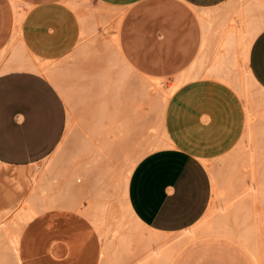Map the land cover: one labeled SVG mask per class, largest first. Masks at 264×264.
<instances>
[{"label": "crops", "instance_id": "0c3cea01", "mask_svg": "<svg viewBox=\"0 0 264 264\" xmlns=\"http://www.w3.org/2000/svg\"><path fill=\"white\" fill-rule=\"evenodd\" d=\"M230 2L0 0V178L24 192V198L28 187L20 191L16 179L42 166L81 122L101 143L126 141L129 122H143L142 113L128 107L129 93H138L152 78L173 81L198 70L202 75L213 54L208 51L201 58L204 19L223 15ZM107 44L130 69L122 68V63L110 66L112 59L104 57ZM248 53L247 64L257 83L254 90L264 92V29ZM233 59L232 53L224 58L223 70L231 75L236 72L229 63ZM61 76L72 77V90L97 93L87 107L70 113L54 80ZM179 91L183 96L174 107L182 115L173 118L184 124L183 134L175 135L178 145L153 150L139 160L128 182L129 204L146 226L167 236L170 246H183L189 253L183 264H258L239 241L198 226L208 213L214 189L203 155L216 157L218 188H227L230 173L237 188L243 176L250 175L242 158L229 159L236 152L244 155L240 148L247 132L244 102L215 74L185 82ZM254 108L260 111L264 105ZM254 124L263 141L257 179L264 183V116L259 113ZM241 218L228 222L233 237L244 230L238 226ZM192 228L191 234L185 232ZM232 245L239 247L242 257ZM179 258L175 256L171 264Z\"/></svg>", "mask_w": 264, "mask_h": 264}, {"label": "rangeland", "instance_id": "374dc122", "mask_svg": "<svg viewBox=\"0 0 264 264\" xmlns=\"http://www.w3.org/2000/svg\"><path fill=\"white\" fill-rule=\"evenodd\" d=\"M234 1L235 0H231L229 6ZM245 2L247 6L249 5V15H247V18L249 20L253 19L264 23V0H245ZM207 18L209 24H211L218 32L219 39L223 35H231L233 33L234 27L230 26L225 28L221 16H217L214 19L210 17ZM238 35L239 36H237L236 39L237 42L235 41L237 44L234 42V45L231 44L232 46H230V48L227 47L225 49L226 51L223 50L219 53L221 55L218 56L223 59V69H226L224 58L232 53L234 59L229 61V63L236 72L231 75L222 69L219 73L212 72L205 75L207 71V68H205V72L202 73L203 75H201V77L206 78L215 74L221 79V81L233 86L238 97L244 102L246 109V123L248 116L254 114L253 126L255 127L254 123L259 113L262 117L264 116V109H260L259 111V108H254V105H264V92L255 91L254 88L257 85L252 87L251 91H246L241 85L240 77H243L244 75L242 54L244 41H246V33L241 29L238 32ZM212 42H215V39L212 38L211 41V51L214 53V43ZM108 45L110 44L106 45L107 47L105 49L104 57L113 60L110 66L122 63V68L130 69L129 64L123 59H120V53L116 52L113 47ZM234 46L235 48H232ZM237 46L239 47L237 48ZM235 50L236 53L233 52ZM199 72L200 70L194 75H182L173 81H164L163 86L155 88L156 90H153V86L157 87L154 78L145 80L138 93H135L134 95L129 93L128 107L129 109L136 107L139 114L142 113L141 118L143 122L137 124L129 122L127 128L128 139L126 141L120 142L110 140L101 143V141H97L91 137L92 135L89 134L90 129H87V126L81 122L74 135L69 137L66 140V143H69L68 145H70L69 141L74 137H77L78 133L82 130L86 133H83V136L86 137L85 140L89 142V144H87V142L84 141L86 142L85 147L87 150L84 148L86 152L83 149L84 152L78 150L79 153H77L78 151L75 149L76 151L73 153L74 150H69L70 147L64 142L66 144L64 145V148L65 150H68V155L66 154L67 156L65 160H62L64 161L62 163L63 165L58 164L55 170L48 173L46 184L51 182L49 186L51 188L53 187L52 191L49 193L51 188H49L47 192L46 190H44V192L42 190H37V193H39H36L39 197L37 198L38 201L35 199L37 203L31 199V194L25 195L23 198L24 192H19L18 190L10 188L7 182L0 178V221L2 222L3 220V226H1L2 229L0 228V242L2 243L0 245V264H18L15 260V256H12L10 250L6 248V245H8V236H6L8 235L7 232L15 234L18 232L16 234L17 241L21 248L25 249H23V254H28L26 257L29 260V264H119L118 262L121 264L122 262L119 258H122L125 264H134L138 259L140 260V258L141 261L138 264H143V262L144 264H150L152 263L151 261L154 260H156L154 261V263H156L158 259L160 260L158 261L163 264L165 258L163 259L162 256L164 257V253L167 251H170L167 252L168 256L171 252V255H173V251L177 254H174L172 257L180 255L177 264H183L184 259L189 254L184 251L183 246H170L167 236L152 230L134 214L128 200V182L134 167L146 154L159 148L178 145L175 135L180 137L183 134L184 124L178 121L179 119L174 120L176 117L182 115L180 110H175L176 108L173 109L174 102L177 101L176 98H179V96L181 97V95L183 96V94L178 91L181 87L180 84L183 85L191 79H199ZM221 72H225L224 78H221ZM70 77L71 76H61L58 77V79L62 83L61 85H63L62 95L65 98L70 113H72L76 107L78 109L87 107L90 99L97 93L86 90H72L75 86H71L72 77ZM149 88L152 89L150 90ZM161 88H164V90H162L163 92H167L170 88L171 91L170 89L169 91L172 95L170 96V94H168L169 91L163 93ZM177 88L178 90H176ZM174 89L178 93H175ZM145 90L149 93L146 91V94ZM158 91L164 96L160 95ZM174 93L177 97H172ZM148 94L149 96H147ZM157 94L162 96V98L164 97V99L168 98L167 101L175 98L174 101H170L171 105L173 103L171 106L172 110L171 108L166 109L169 111L164 113L162 112L163 108H161L160 112L159 107L161 106H157L156 108V105L162 104H159V101L162 98ZM151 95H153L155 99ZM163 100L160 102H163ZM153 101L156 102L154 105ZM208 120L209 118L205 117L206 123ZM83 126H86V130ZM136 131H138L137 134H135ZM254 131V139H251L246 132L245 139L243 140V143L240 144V148L244 151V155L241 156L236 152L235 155L229 156L230 160H239L242 158V167L246 170H251L249 176L248 174L243 176L241 187H235V183L230 173L227 181V188H218L217 179L220 173L216 171L213 163L216 157L202 156L203 161L211 171L214 189L208 213L204 220L198 224L203 230L205 229V231H207L208 229V232L210 233L222 231L230 234V230H228L227 227L229 224L228 222L232 217L235 218L240 216L242 218L240 219L238 226L242 227L244 225V230H242L243 233L241 231L239 234L242 237L237 235L235 238L247 242V244L251 246L254 245L255 239L260 240L264 245V206L255 207L253 200L254 190L252 189V180L254 177L256 182H258L256 177L258 174L257 163L259 159L263 158L262 153L259 152V146L263 147V141L258 138V134L256 133L257 127L254 128ZM91 144L94 145L92 146ZM75 154L77 156L80 154L79 156L81 157H76ZM69 156L71 157L70 160ZM87 163L90 164L88 165ZM81 166L91 168L86 174L87 176H82L83 174L80 170ZM52 184L54 186H52ZM54 189H56V191ZM38 202L41 203L43 210L39 209ZM239 203L242 205L244 204L243 207L245 206V210L243 208H240L242 211L237 209L238 206L242 207ZM235 204L238 205L233 208ZM255 209H257L256 211L259 210V213H256H258L257 219L260 230L256 232L257 235H252L250 234L249 229L255 219ZM14 220L20 226V230L18 229V226L13 225ZM218 221L219 224H216L215 222L218 223ZM225 224L226 226H223ZM221 225L223 229H221ZM211 226L213 228H210ZM193 229L194 228L185 232L191 234V232L194 231ZM213 229L216 230L213 231ZM4 230L6 231V235L4 234ZM261 230L262 233H260ZM231 247L237 254L240 256L242 255L238 246L232 245ZM153 249L155 251H153ZM157 251L160 252L158 253ZM153 252L157 254H153ZM161 253L164 255L161 256ZM150 254L151 256H148ZM144 255L146 257H143ZM152 256H154L155 259H152L154 258ZM170 256L167 257V261L164 264H171L172 257ZM116 259H119L120 261Z\"/></svg>", "mask_w": 264, "mask_h": 264}, {"label": "bare ground", "instance_id": "6f19581e", "mask_svg": "<svg viewBox=\"0 0 264 264\" xmlns=\"http://www.w3.org/2000/svg\"><path fill=\"white\" fill-rule=\"evenodd\" d=\"M249 6V5H248ZM248 6H247V4H246V2H245V0H235L230 6H228L227 7V11L223 14V15H221V20H222V22L224 23L223 24V26L225 27V28H227V27H230V26H233L234 27V30H233V33L231 34V35H223L220 39H219V34H218V32L216 31V29L211 25V24H209V21H208V18H206V19H204V26H205V30H206V37H205V40H204V43H203V47H202V55H201V58L202 57H206L205 55L207 54L208 55V51H211V49H212V44H211V41H212V38L213 39H215V42H212V43H214V49H215V51H214V53H213V55L209 58V59H211V60H208V66L206 67L207 69V71H206V74L205 75H207L208 73H219L222 69H223V67H224V61H223V59H221V58H219L218 56L219 55H221V54H219L220 52H222L223 50H225L227 47L228 48H230V46H232V45H234L233 43L236 41L237 42V36H239L238 35V32L241 30V29H243L244 31H245V33H246V41H244V46H243V54H242V62H243V67H244V75H243V77H240V82H241V85L245 88V90L246 91H251V89H252V87H255L256 85H257V83L254 81V79H253V77H252V75H251V71H250V69H249V67H248V64H247V59H248V52H249V47H250V45H251V43H252V40H254V38H255V36L262 30V29H264V23H262V22H258V21H256V20H249L248 18H247V15H249V11H248ZM201 15V14H200ZM204 16V15H203ZM205 17H206V14H205ZM215 37V38H214ZM239 38V37H238ZM240 39V38H239ZM240 41V40H239ZM235 42V43H236ZM241 42H243V41H241ZM232 44V45H231ZM237 44V43H236ZM239 46H237V48H238ZM232 48H235V46L234 47H232ZM242 48V47H241ZM226 51V50H225ZM231 52V51H230ZM233 52H235L236 53V50L235 51H233ZM227 53H228V49H227ZM226 54V53H225ZM117 57H118V55H117ZM119 58V57H118ZM201 58H200V60H201ZM106 59V58H105ZM197 59H199V56H198V58ZM196 59V60H197ZM208 59V58H207ZM207 59L205 60V59H203V60H205V62L207 61ZM99 61V60H98ZM111 61V60H110ZM113 61V60H112ZM202 61V60H201ZM102 62V61H101ZM108 62H109V59H108ZM107 63V62H106ZM110 63V62H109ZM195 64H196V61H195ZM201 64V63H200ZM99 65V63H97L96 64V67ZM204 64H201V68H203L202 66H203ZM195 66H197V65H194V67ZM192 68H194L193 67V65L191 66ZM190 67V70L192 71V68ZM196 68V67H195ZM194 68V69H195ZM197 69V68H196ZM200 69V68H199ZM205 72V71H204ZM200 73V72H199ZM99 74H100V71H99ZM203 75V74H202ZM96 76V75H95ZM106 76V75H105ZM201 75H199L198 77H200ZM190 77V76H189ZM195 77V76H194ZM206 77V76H205ZM71 78V77H70ZM102 78V77H101ZM191 78V77H190ZM193 78V77H192ZM200 78H202V77H200ZM100 79V78H99ZM54 80L55 81H57L56 83H58V86H59V88H60V90H61V93L63 92V85H61L62 83L60 82V80L58 79V77H54ZM182 80V79H181ZM190 80V79H189ZM192 80V79H191ZM64 82V81H63ZM183 82H185V81H183ZM163 84H164V81H162V80H155V85L157 86V87H155V86H153L154 88H153V90H156L155 88H158V87H161V86H163ZM181 86H182V84H180ZM148 86H150V85H148ZM175 86V85H174ZM166 87V86H165ZM176 87V86H175ZM178 88H179V86H178ZM178 88L176 89V90H178ZM260 88V87H259ZM113 89V88H112ZM145 89V88H144ZM150 90L152 89V88H149ZM160 89V88H159ZM170 89V88H169ZM169 89L167 90V92L169 91ZM172 89H173V87H172ZM162 90H164V88L162 89L161 88V91ZM165 90H166V88H165ZM175 90V89H174ZM176 90H175V93H178V92H176ZM146 91L147 90H145V93H146ZM170 91H171V89H170ZM170 91H169V93L168 94H170V96L172 95L171 93H170ZM179 91V90H178ZM148 92V91H147ZM154 92V91H153ZM163 92V91H162ZM167 92H163V93H167ZM145 93H144V95H145ZM149 93V92H148ZM158 93L160 94V92L158 91ZM174 93V95L172 96V97H175L176 96V94ZM147 94V93H146ZM159 94H157L158 96H159ZM156 95V96H157ZM160 95H163V94H160ZM147 96H149V94L147 95ZM152 97H153V95H151ZM155 96V97H156ZM164 96V95H163ZM166 96V95H165ZM170 96H169V98H170ZM160 98H162V96H159ZM177 97V96H176ZM149 98V97H148ZM154 98V97H153ZM159 98V99H160ZM166 98H167V96H166ZM182 99V95H181V97L179 96V98H176L177 100L178 99ZM113 99H115V98H113ZM147 99V98H146ZM155 99V98H154ZM164 99V97L161 99V100H163ZM168 99V98H167ZM167 99H164L163 100V102H160L159 100V104L160 103H162L161 105H156V108H157V106H161V107H159L160 108V112H161V108H163L164 109V107H165V109H164V111H163V109H162V112H167V111H169V110H166V109H170L171 108V110H172V105H173V103H172V105L170 104V101H174V99H172V100H168L167 101ZM154 102V101H153ZM156 102H157V98H156ZM156 102H154L153 103V105L156 103ZM176 102V101H175ZM175 102H174V104H175ZM170 104V105H169ZM155 107V106H154ZM166 107H169V108H166ZM158 108V109H159ZM173 109H175V107H173ZM175 110H177V109H175ZM253 116H254V114H250L249 116H248V120H247V133H248V135H249V137L251 138V139H254L255 138V131H254V126H253V122H254V119H253ZM84 127V126H83ZM84 129L86 130V126L84 127ZM87 129H89L88 127H87ZM92 128H90V130H91ZM96 130V129H95ZM81 133V134H80ZM80 133H78V135H77V137H74L71 141H69L70 142V145H68L67 143H66V141H65V143L70 147L69 148V150H71V151H73V153L77 150H79L80 152L81 151H83V149L85 148L86 150H87V148L85 147L86 145H85V143L87 142V144H89V142L88 141H86L85 140V136H83L84 134L83 133H85V132H83L82 130L80 131ZM86 134V133H85ZM90 134V133H89ZM70 135V134H69ZM73 135V134H72ZM88 140V139H87ZM84 141H86V142H84ZM93 141V140H92ZM65 143H63L62 145H61V147L59 148V150L53 155V156H51L50 158H48L45 162H44V164L42 165V166H38L37 168H35L32 172H30V173H28V174H22V177H24V179H16V182H15V187L17 188V189H20V191L23 189V186L24 185H26L27 187H28V192L26 193V195H28V194H31V199L32 200H34V202H36V201H38V199L37 198H39L37 195H36V193H37V190H42L43 192H44V190H46V192H47V190L49 189V188H51L50 186H49V184H51V182H50V180H49V184H48V186H47V184H46V180H47V176H48V173H50L51 171H53V170H55L56 169V167H57V165L59 164V165H63L62 163L64 162V161H62V160H65V158H66V156L68 155L67 153H68V150H65V148H64V145H66ZM92 146L94 145V144H91ZM87 146H89V145H87ZM90 147V146H89ZM73 149V150H72ZM76 149V150H75ZM85 149H84V151H85ZM89 149V148H88ZM79 151L77 152V153H79ZM83 151V152H84ZM86 152V151H85ZM88 152V151H87ZM69 153H71V152H69ZM76 153V154H77ZM67 154V155H66ZM72 154V153H71ZM75 154V155H76ZM82 154V153H81ZM74 155V154H73ZM80 155V154H79ZM78 155V156H79ZM83 155V154H82ZM77 155H76V157H78ZM85 156V155H84ZM74 157V156H73ZM79 157H81V156H79ZM68 158V157H67ZM70 156H69V160H70ZM73 159V158H72ZM81 160V159H80ZM67 161H68V159H67ZM75 161V160H74ZM84 161V160H83ZM61 162V163H60ZM82 163V162H81ZM88 165L90 164V163H87ZM83 165H84V162H83ZM93 168V167H92ZM90 169L91 168H87V167H85V166H81L80 167V170L82 171L81 173L83 174L82 176H85L87 173H88V171H90ZM64 170V169H63ZM79 170V169H78ZM58 172V171H57ZM61 174V173H60ZM64 174V173H63ZM80 176H81V174H80ZM87 176V175H86ZM257 177V176H256ZM252 180V179H251ZM25 181H26V183L27 184H25ZM252 189L254 190V193H253V200H254V205H255V207H261V206H264V183L262 184V183H258V182H256V180H255V177H254V179L252 180ZM52 186H54L53 184H52ZM53 188V187H52ZM52 188L49 190V193L52 191ZM55 191H56V189H54ZM37 194H39V193H37ZM46 194V193H45ZM52 194H53V192H52ZM246 196H247V194H246ZM46 197V196H45ZM50 197V196H49ZM242 197H244V196H242ZM44 198V197H43ZM35 199H37L36 201H35ZM232 199V198H231ZM230 201V200H229ZM37 203V202H36ZM229 203V202H228ZM38 204H39V209H41V210H43V207H42V205H41V203L40 202H38ZM240 204V203H239ZM225 205V204H224ZM238 205V204H237ZM236 204L233 206V208L234 207H236L237 206ZM242 204H240V206H241ZM244 205V204H243ZM243 205H242V207H237V209H244L245 210V206L243 207ZM216 207V206H215ZM229 207H230V204H229ZM252 207H253V205H252ZM222 208V207H221ZM240 209V211H242ZM40 210V211H41ZM257 209H255V213L256 212H258V211H256ZM221 211V210H220ZM42 212V211H41ZM234 212H235V210H234ZM225 213H226V211H225ZM241 213V212H240ZM249 213V212H248ZM259 213V212H258ZM258 213H256V215H255V219H254V222L252 223V225L250 226V234H252V235H257V231L258 230H260L259 229V227H258V219H257V217H258ZM218 215V214H217ZM220 215V214H219ZM229 215V214H228ZM232 215V214H231ZM247 216H249V215H247ZM215 217V216H214ZM227 217V216H226ZM222 218V217H221ZM221 218H219V219H221ZM248 218V217H247ZM222 220H223V218H222ZM227 220H228V218H227ZM221 221V220H220ZM7 222V221H6ZM222 222V221H221ZM225 222V221H224ZM244 222H246V221H244ZM216 224H219V221H218V223L217 222H215ZM223 223V222H222ZM248 223V222H247ZM5 224V223H4ZM20 224V223H19ZM14 226L16 225V226H18V229L20 230V226L18 225V223L14 220V224H13ZM212 225V224H211ZM229 225V224H228ZM227 225V227L229 228V226ZM249 225V224H248ZM1 226H3V220H2V222L0 221V228H1ZM213 226V225H212ZM210 227V228H213V227ZM223 226H226V224L225 225H223ZM244 226V225H243ZM207 227V226H206ZM17 228V227H16ZM208 228V227H207ZM2 229V228H1ZM1 229H0V231H1ZM14 229V228H13ZM221 229H223V227H222V225H221ZM220 229V230H221ZM225 229V228H224ZM205 230V229H204ZM210 230V229H209ZM214 230H216V229H213V231ZM229 230V229H228ZM227 230V231H228ZM5 231V230H4ZM3 231V232H4ZM10 231V230H9ZM207 231H208V229H207ZM211 231V230H210ZM224 231V230H223ZM226 231V230H225ZM245 231H247V230H245ZM244 231V232H245ZM8 233V235H6V231L4 232V234L6 235V236H8L7 237V240H8V245H6V248L7 249H9L10 250V254L12 255V256H15V260H16V262L18 263V264H29L28 263V259H27V255H24L23 254V249L21 248V246L19 245V243H18V241H17V233L15 234V233H12V232H7ZM192 233V232H191ZM213 233H218V236H221L222 235V233H223V236L224 237H229V238H232V239H234V240H237L235 237H233V236H231V234H229V233H227V232H222V231H215V232H213ZM242 233H243V231H242ZM260 233H262V230L260 231ZM196 234V233H195ZM205 234V233H204ZM221 234V235H220ZM208 235H210V234H208ZM212 235H214V234H212ZM245 235H247V234H245ZM263 235V234H262ZM205 236V235H204ZM238 236H241V235H238ZM244 236V235H243ZM259 236V235H258ZM18 237H20V236H18ZM202 237V236H201ZM242 237V236H241ZM263 237V236H262ZM2 238H3V236H2ZM6 238V237H5ZM20 239V238H19ZM242 239H244V238H242ZM263 239V238H262ZM138 240V239H137ZM150 240V239H149ZM21 241V240H20ZM19 241V242H20ZM237 241H239L241 244H243L250 252H251V254L254 256V258L256 259V261H257V263L258 264H264V245L261 243V241L260 240H258V239H255V243H254V245H249V244H247V242H244V241H241V240H237ZM2 243L0 242V245H1ZM185 244V243H184ZM23 245V244H22ZM129 246V245H128ZM24 247V246H23ZM154 249H155V247H154ZM153 249V251H155ZM160 249V248H159ZM25 250V249H24ZM152 250V249H151ZM151 250H149V251H151ZM180 250V249H179ZM12 252V253H11ZM158 252V251H157ZM160 252V251H159ZM158 252V253H159ZM163 252V251H162ZM165 252V251H164ZM167 252H170V251H167ZM167 252L166 253H164V254H162L161 253V256L162 255H164V257L162 256V258L165 260V261H163L164 263H166V261H167V257H169L170 255H171V253H169V256H168V254H167ZM174 252V254H175V251H173ZM150 253V252H149ZM155 252H153V254H154ZM152 254V255H153ZM155 254H157V253H155ZM167 254V255H166ZM174 254L173 255H171L170 257H172V256H174ZM177 254V253H176ZM175 254V255H176ZM145 255H147V254H145ZM143 256V257H146V256ZM160 255V254H159ZM148 256H151V254L150 255H148ZM155 256V255H154ZM154 256H152V257H154ZM161 256H160V258H161ZM110 257V256H109ZM29 258V257H28ZM119 259H121V262L122 263H124V260L122 259V258H119ZM119 259H116V260H119ZM128 259V258H127ZM151 259V258H150ZM152 259H155V257L154 258H152ZM174 259V257H172L171 258V260H173ZM116 260H114V261H116ZM143 260V259H142ZM146 260V259H145ZM159 260V259H158ZM157 260V264H162V262L160 263L159 261ZM120 261V260H119ZM134 261V260H133ZM133 261H131V262H133ZM141 261V258H140V260L138 259V261L136 262L137 264L139 263ZM144 261V260H143ZM154 261H156V260H154ZM154 261H151L152 263H154ZM15 262V263H16ZM107 262V261H106ZM159 262V263H158ZM168 262H169V260H168ZM119 264H120V262H118ZM121 263V264H122ZM136 263H134V264H136ZM152 263H150V264H152ZM156 263H154V264H156ZM163 263V264H164ZM170 263V262H169ZM113 264V263H112ZM125 264V263H124ZM127 264V263H126ZM143 264H144V262H143Z\"/></svg>", "mask_w": 264, "mask_h": 264}]
</instances>
